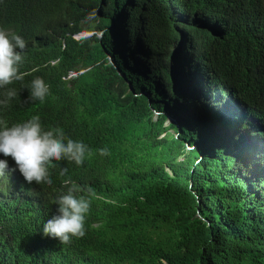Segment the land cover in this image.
<instances>
[{
  "label": "trees",
  "instance_id": "obj_1",
  "mask_svg": "<svg viewBox=\"0 0 264 264\" xmlns=\"http://www.w3.org/2000/svg\"><path fill=\"white\" fill-rule=\"evenodd\" d=\"M0 29L27 45L0 119L91 151L51 185L0 155V264H264V0H0ZM68 178L95 195L61 244Z\"/></svg>",
  "mask_w": 264,
  "mask_h": 264
},
{
  "label": "clouds",
  "instance_id": "obj_2",
  "mask_svg": "<svg viewBox=\"0 0 264 264\" xmlns=\"http://www.w3.org/2000/svg\"><path fill=\"white\" fill-rule=\"evenodd\" d=\"M26 46L21 36L12 35L9 38L0 29V89L5 90L3 98H0V107H8L9 102L17 96L16 90L7 86L24 78L19 66L23 63ZM48 94L49 86L41 77L32 80L30 101L43 102ZM86 153L91 155L87 145L66 137L61 128L45 130L38 115L11 126L6 120L0 119V155L14 161L16 169L28 184L51 185L50 168L56 167L54 161L67 160L82 166ZM99 154L108 155V149H100ZM7 169V159H0V175ZM67 172V168L59 169L61 177L66 176ZM63 184L70 187L55 199L57 212L44 223L43 235L58 239L61 244H70L73 238H83L86 234V217L91 204L89 197L95 193L91 187L77 185L71 178L64 179ZM80 193L83 194L78 195Z\"/></svg>",
  "mask_w": 264,
  "mask_h": 264
},
{
  "label": "rangeland",
  "instance_id": "obj_3",
  "mask_svg": "<svg viewBox=\"0 0 264 264\" xmlns=\"http://www.w3.org/2000/svg\"><path fill=\"white\" fill-rule=\"evenodd\" d=\"M89 36H91L90 33H81L80 35L76 36L75 39H77V40L86 39ZM156 116H157V114H156ZM170 122H171V120L168 119V121L166 122V124H169Z\"/></svg>",
  "mask_w": 264,
  "mask_h": 264
}]
</instances>
